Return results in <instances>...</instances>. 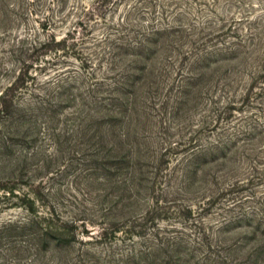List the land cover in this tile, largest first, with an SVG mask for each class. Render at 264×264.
I'll list each match as a JSON object with an SVG mask.
<instances>
[{"label":"rangeland","instance_id":"374dc122","mask_svg":"<svg viewBox=\"0 0 264 264\" xmlns=\"http://www.w3.org/2000/svg\"><path fill=\"white\" fill-rule=\"evenodd\" d=\"M0 264H264V0H0Z\"/></svg>","mask_w":264,"mask_h":264}]
</instances>
